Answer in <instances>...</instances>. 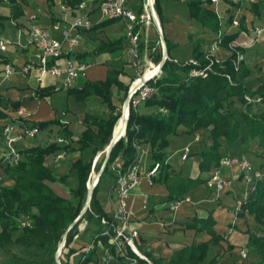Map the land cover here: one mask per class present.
Here are the masks:
<instances>
[{
	"label": "crops",
	"instance_id": "1",
	"mask_svg": "<svg viewBox=\"0 0 264 264\" xmlns=\"http://www.w3.org/2000/svg\"><path fill=\"white\" fill-rule=\"evenodd\" d=\"M18 0V3L2 2L0 4V37L6 31V24L16 32L11 40L24 39L27 29L31 25H45L54 20H63L64 18L74 17L76 13L61 10L60 3L68 0ZM191 0H158L159 22L161 24V32L165 39L167 38L172 47L168 51V56L171 60L179 62H189L195 57V45L200 50H211L212 43L218 35V32L211 31V27L200 23L192 17L188 2ZM200 1V0H196ZM206 1V4L211 9L218 12L221 19V29L219 31L225 35L238 31V35L230 42L229 47L219 44L212 51L214 56L220 59L230 57L235 48H239L244 52V67L248 68V75L244 77L243 83L247 87L257 90L260 86H264V0H257L255 4L249 0H219L216 3H211V0ZM143 0H130V8L141 10ZM92 17L95 22H101V13L96 8L93 9ZM21 13L18 18L19 26L14 22V18H9L13 13ZM4 15L7 19L1 18ZM233 18L239 19V24L233 23ZM113 28L107 32V29ZM23 28L24 32L19 34L18 29ZM105 31L101 39H95L96 30ZM125 26L121 20L111 22L105 27L92 28L85 31L81 36V40L73 53L92 52L100 40L119 39L124 37V46L114 51L100 52L87 56L84 60L75 58L87 64V68L80 73L76 82L73 84L77 87L81 86L86 80H106V75L112 69L120 72V78L125 84L133 85L136 79V68L131 63L132 53L129 50L130 41L125 35ZM114 33V35H110ZM108 34V35H107ZM140 50L141 60L145 69L157 66L160 64L161 58L164 55V49L161 46L162 38L159 34L156 22L150 21L141 27L140 32ZM39 58L37 47L24 46L19 47L16 44H10L7 50H0V153L5 148V138L2 136V130L5 123H11L17 118L22 117L30 123L32 121L39 122L43 120H52L58 118L64 125L53 123L46 128H41L34 136H26L23 140L20 139L17 144L21 149L31 145H40L54 142H60L67 145L68 138H72V143L68 149L63 147L58 148L53 154H48L44 163L50 166L56 173L57 177L62 174L68 175L65 181L59 178L56 181L49 180L51 189L66 198L74 197L71 191L77 185V177L75 176L72 162L82 156V151L78 149L79 143L76 141L81 137V133L88 126L98 129L97 124L85 119V116L90 115L97 119H107L111 114V109L104 102L103 98L98 94L89 96L85 101H76L73 94L67 92V86H63L61 77L54 75L43 76L41 82L36 80L37 73L31 72L28 75L20 73L6 76L3 64L7 61H15L19 65L27 62H36ZM84 73L85 75H83ZM83 75L84 78L80 76ZM81 78V79H80ZM54 85L57 88L51 96L35 97L33 94L38 87ZM119 90L116 84L111 87L112 103L118 99ZM61 94L62 98L56 103L52 102L55 94ZM126 93V92H125ZM249 96V95H248ZM258 98L259 96H250ZM21 100L22 105L17 110H13L11 101ZM143 105V104H142ZM123 107V106H122ZM141 112L149 113L156 109L155 106L146 107L143 105ZM119 120H117L116 125ZM123 120L115 125V131L119 130ZM65 129H64V128ZM118 127V128H117ZM70 137H67L63 131L67 130ZM199 132L201 138L195 140V133ZM63 138L65 141L60 140ZM212 137L209 135L207 128H197L190 133L187 126H178L177 133L169 135V141L164 149L165 158L168 160L169 168L158 172L152 181H149L144 172L149 169L153 161L152 146L141 142V146L145 149L141 155L140 179L138 184L132 189L129 202L130 225L140 232V249L142 253L147 254L150 259L156 260L158 264H190L185 262V253L192 247L205 241L208 242V249L205 252L203 264H249L252 261L261 259V255L256 250L248 249L249 235L251 231L257 228H264L256 220L255 214L245 211L238 214L235 211L237 196L245 190V184L241 177V170L237 164L232 166H223L221 171L223 176L230 178L231 184L226 187L217 197L215 191L208 185V176L211 173L212 167L205 172L199 169L201 160L200 154L205 151L212 142ZM221 147L222 155L229 154L252 156L257 165L262 164L264 157L259 153L264 149L259 145L258 139L249 140L248 144H243L240 141H234L229 144L225 139L222 140ZM190 144L191 152L182 159L181 154L184 146ZM101 152V151H100ZM100 152L93 158L96 162L100 156ZM84 153V152H83ZM90 151H85V156L88 157ZM90 156V155H89ZM192 158V160H191ZM118 163V162H117ZM2 159H0V178L4 183L13 185L15 179H12L4 170ZM166 172L169 176L166 178ZM90 174V173H89ZM111 175V174H110ZM92 176V174H91ZM98 176L96 174L93 177ZM92 179V178H91ZM90 179V180H91ZM104 177L100 180L102 184ZM117 177L111 175V181L107 187H101L98 184V200L103 205L108 214L114 207V190ZM225 197H233L232 201ZM182 199L179 208L173 209L171 203ZM229 200V202H225ZM226 208L227 212L232 213L236 219L231 220L218 218L216 209ZM209 212L213 213L215 222L213 228L218 235H223L220 241L211 240V234L205 229L191 228L187 223H192L195 216L207 217ZM233 218V219H234ZM84 231V230H83ZM88 232L90 234H86ZM85 236V237H84ZM89 239V240H87ZM92 233L91 231L79 232L70 246H74L77 250L70 255L69 260L72 264H79L80 257L91 246ZM102 248V249H101ZM101 249V250H100ZM100 250V252H99ZM247 253L243 255L242 251ZM99 253V254H98ZM111 255L109 248L100 244L96 254H93L92 260L86 264H103L107 257ZM213 260V261H212ZM181 261V262H180ZM183 261V262H182ZM152 262V260H151ZM153 263V262H152ZM110 264H148L145 261H132L130 256L123 258L119 262L115 256Z\"/></svg>",
	"mask_w": 264,
	"mask_h": 264
},
{
	"label": "trees",
	"instance_id": "2",
	"mask_svg": "<svg viewBox=\"0 0 264 264\" xmlns=\"http://www.w3.org/2000/svg\"><path fill=\"white\" fill-rule=\"evenodd\" d=\"M3 1L12 4L18 3V0H0V4ZM50 1L53 3L52 0ZM68 1L75 5L81 0ZM256 2L257 0L252 3L255 4ZM158 4V0H156L154 6L159 14ZM188 7L192 17L211 27V31L218 32L221 29L222 24L219 14L216 10L211 9L206 1L191 0L188 2ZM20 15L21 13L15 12L11 16L8 15V17L14 18L15 24L19 26L18 18ZM8 17L1 16L4 19ZM117 20L114 18L104 19L101 22L94 23L93 27L103 28L105 25ZM238 33V31H235L229 33V35H224L222 44L229 47V42L234 40ZM166 43V48L170 51L172 44L167 38ZM122 46H124V37L120 36L119 39L100 40L99 44L90 53L86 51L71 52L70 55L84 60L92 54L116 51ZM196 46L194 47V58L199 61L198 64L191 61L174 62L170 57H167L163 62L161 73L149 80L155 89L140 103L146 107L155 106V110L149 113L141 112L138 105H132L133 100L129 102L130 113L125 134L123 133V137L113 145L110 157L107 159L108 163L100 174V180L105 175L110 174L117 177L118 172H124L134 162L137 152L134 146L135 142H145L152 146V158L160 160L163 164L159 172L165 169L167 171L169 163L166 162L164 149L168 144L169 135L171 133L176 134L180 125L187 126L190 133L197 128H207L209 135L213 138L211 145L200 154L199 169L202 172L207 171L210 167L218 166L222 156L223 139L229 144H233L236 140L248 144L250 139L257 138L259 145L264 147V86H260L255 90L244 85L243 80L248 75L249 70L246 67L241 70L235 68L234 59L239 48H235L230 57L216 62L213 69L207 70L205 75H198L190 74L189 71L194 67L202 68L208 62L205 58L208 51L200 50ZM118 74H120L118 70L112 69L106 75V80H86L79 87L72 85L66 89L68 93L74 95L78 102L87 100L93 94H98L111 109V114L107 119H97L90 115L85 116V119L97 124L98 129L94 131L93 128L88 126L82 131L81 137L76 140L79 143L78 149L82 151V156L72 162V168H74V174L77 177V185L71 189L73 198H66L51 189L49 180L56 181L59 178L65 181L69 177L66 174L57 177L53 169L44 163L45 157L48 154H53L56 149L61 147L68 149L72 143V138L67 139V145L54 140V142L47 144L21 148L20 151L24 155L23 159L19 160L14 166L7 163L3 165L6 173L15 181L13 185H10L4 183L3 179L0 178V238L13 239L14 232L21 227L19 218L23 216L30 217L32 225L23 227L17 238L27 240L28 245L45 249L44 257H47V261H43V264H57L54 255L58 249V244L63 240L65 231L70 227L77 214L82 211L85 199H87L88 190L86 185L88 175L93 167V158L110 142L115 123L120 115L118 123L123 117V111L121 110L122 114L118 112V107L112 103L111 87L116 84L119 90L123 89L126 92L127 97L130 85L125 84L118 78ZM56 89L54 85L38 87L33 95L37 98L49 97ZM247 95H260L261 101H250L246 98ZM2 99L0 97V101ZM238 101L242 102L244 109L235 113L232 107ZM21 105V100L11 101L13 110L19 109ZM17 120L24 126H35L39 130L53 123L64 125L58 118H53L50 121H32L31 123L23 120L22 117L17 118ZM63 132L67 134V137L71 136L68 129ZM90 150L91 153L86 157L85 151ZM113 161L118 163L116 162L114 169H111L109 164ZM254 164L258 169L264 170V162L261 166ZM167 176H169V173L166 172V178ZM100 180L93 189V196L90 200L91 205L80 217L81 219L67 231L64 245L68 247V255L63 263L72 264L68 257L77 248L70 245L78 233L79 223L86 218L88 225L85 226L84 231H91L92 240L91 246L80 257L79 264H86L91 261L93 254H96L97 248L100 246L99 244L108 247L111 254L119 262H122V257L133 256L138 261H145L150 264L147 259L138 257L129 245L125 247V253L122 254V250L118 249L116 244L110 243V237L102 231L104 224L101 216L108 217V213L98 200ZM255 183L247 196L248 198L237 211L238 214L243 213L244 210L254 213L257 222L264 225V176ZM214 222L213 213L209 212L207 217L195 216L194 221L186 225L191 228L205 229L212 235L211 240L220 241V239H223L224 234L218 235L212 226ZM248 239V249L256 250L261 255L260 260L252 261L249 264H264V235L251 231ZM207 249L208 242L203 241L197 244L184 254V261L190 262V264H203ZM151 260L153 264H158L156 260Z\"/></svg>",
	"mask_w": 264,
	"mask_h": 264
},
{
	"label": "built area",
	"instance_id": "3",
	"mask_svg": "<svg viewBox=\"0 0 264 264\" xmlns=\"http://www.w3.org/2000/svg\"><path fill=\"white\" fill-rule=\"evenodd\" d=\"M156 0H143L141 4V10H135L130 8V0H81L75 5L69 1H62L60 3V9L63 11H69L76 13V15L71 18H64L63 20H54L49 26L45 25H31L25 29L26 35L22 40H5L0 37V50H7L10 44L19 45L23 48L24 46L37 47L39 51V58L36 62H27L19 65L15 61H7L3 64V69L7 77L14 73H20L21 75H28L29 73L36 72V80H42L43 76L54 75L62 78L63 86H72L77 77L82 71L87 68V64L80 60L74 58L70 55L74 51L81 40V35L83 31L91 30L96 23L92 17L93 9L96 8L101 13V20L114 18L119 19L124 23L125 35L129 38L130 46L129 50L132 53L131 63L136 68V79H142L143 75L148 72L151 68L145 69L142 63V58L140 55V50H138V45L140 44L139 32L141 27L146 23L153 21L154 17L157 16L156 8L154 7ZM219 0H211V3H216ZM254 2L255 0H249ZM218 13V12H217ZM14 22H16L14 20ZM233 23L239 24L238 18H233ZM19 34L22 35L24 32L23 28L18 29ZM223 43V34L218 31V35L215 42L212 43L211 50L206 54L207 63L202 67H194L189 71L190 74L205 75L207 70L213 69L216 62L221 61L217 56L212 54V51L217 48L219 44ZM163 42L161 43L162 46ZM230 45V42H229ZM228 45V46H229ZM163 47V46H162ZM244 52L240 49L237 50V56H235V68L239 67V64L244 59ZM193 63L198 64L195 58L189 60ZM159 66V64L157 65ZM155 66L152 67L154 69ZM161 70L155 72L148 76V81L142 80V83L135 90L134 95L131 100L132 105H137L142 100H145L149 94L155 89L153 85L150 84L149 80L154 76H158ZM230 78V76H229ZM134 84V83H133ZM248 100L251 99L250 96H246ZM257 98V100H259ZM39 129L35 126H24L18 120H14L11 123H5L2 136L5 138L6 146L0 153V158L3 164H9L10 166L16 165L19 160L23 159V152L20 151L17 142L20 139L26 138V136H34ZM201 134L199 132L195 133V140H199ZM60 140L65 141L63 138ZM134 146L137 149L136 156L134 157V162H132L124 172L117 173L116 184L113 186L114 190V207L110 214L107 216H101L103 226V232L108 234L110 237L109 242L116 244L117 248L122 250V254L125 253V247L129 245L136 253L138 257L147 259L150 264L151 259L142 253L140 249V232L139 230L129 227L130 225V213H129V202L132 189L138 184L140 179V169H141V155L145 152V149L141 146L140 142H135ZM191 147L190 144L184 146L183 152L181 154L182 159L190 154ZM168 160L166 159V162ZM237 164L239 170H241V177L245 184V190L237 196L235 211H237L243 204V202L248 198L247 196L255 186V182L262 179L264 176V170L258 169L256 165L246 156L224 154L221 156L218 166H214L211 169V173L205 181L206 185L210 186L217 197L222 193V191L232 185L230 178L224 177L219 171L221 166ZM163 164L160 160L153 159L149 169L144 172L145 176L149 181L158 175L159 170L162 169ZM182 199L179 201H174L171 203L173 209H178L181 204ZM21 227H30L32 225V220L28 216H23L19 218ZM64 245V244H63ZM243 255L246 256L247 253L243 250ZM132 261H136L137 258L130 256ZM113 259V255H109L107 260L103 264H110Z\"/></svg>",
	"mask_w": 264,
	"mask_h": 264
},
{
	"label": "rangeland",
	"instance_id": "4",
	"mask_svg": "<svg viewBox=\"0 0 264 264\" xmlns=\"http://www.w3.org/2000/svg\"><path fill=\"white\" fill-rule=\"evenodd\" d=\"M5 24H6V28L7 29H6L5 33L2 34L1 37H3L5 40H9L10 38H14V36H16V32L13 31L11 27H9V25H8L9 23H5ZM112 29L113 28L109 27L107 29V32L111 31ZM85 31H83V33ZM104 32L105 31H103L101 29L96 30L94 38L95 39H101L102 37H105L103 35ZM83 33H82V35H83ZM111 35L115 36L114 33H111L110 35H108V37L111 36ZM220 60L223 61V59H220ZM243 68H244V60L241 62V64H239V67L236 68V69L237 70H241ZM82 74L85 75L84 73H82ZM83 75H81L80 77L84 78ZM0 77H1V73H0ZM117 96H118V99H116V101H115L116 104L115 105L118 107V109H117L118 112H121V114H122V111H123V107L122 106L124 105L123 102L126 99V93L121 91V92L117 93ZM61 98H62V95L57 93V94L54 95V97L52 99V102L56 103ZM250 101L259 102L261 100L260 99L257 100V98L253 97V98L250 99ZM137 105L139 106L140 110H143L144 107H143V105L141 103H138ZM232 109L234 110L235 113H237L238 111L244 109V105L242 104V102L238 101V102H236L233 105ZM120 117H121V115H120ZM120 117H119V119H120ZM259 155L261 157H264V149H262V151L259 153ZM247 156H248L247 158H249L251 161H253L255 163V161H254L255 159L252 156H249V154ZM105 157H107V153L103 149V150H101L100 156L98 157L96 162L92 161L93 162V167H92V170L90 171V174L88 175L89 178H88L87 183L89 181L91 182L90 179L92 178V176L94 174L97 175L98 170L101 169V167H102V165L104 163L103 161H104ZM191 160H192V158H191ZM116 162L117 161L110 162L109 167L111 169H114V167L116 165ZM263 162H262V164H263ZM262 164H260V166ZM229 165H226V166H229ZM230 166H232V165H230ZM222 167L223 166L220 167L219 171L223 175V172L221 171ZM236 171H237V173L240 172L239 169H236ZM91 174H92V176H91ZM110 181H111V175H105L104 179L102 181V184H100V186L101 187H107V185L110 183ZM224 197L225 196H223L222 198H224ZM225 198L230 199L231 202L235 201V198L230 197V196L229 197H225ZM225 202H229V200H225ZM216 212H217L218 218H220L221 220H223V218H224L227 221L229 219V220H231V222H233L236 219V217L234 218L232 216V213L227 212V209L224 208V207L216 209ZM87 225H88V220L85 218V219L82 220L81 223H79V227H78L79 232H81V233L84 232L83 230H84L85 226H87ZM263 227H264V225H263ZM22 229H23V227H19V228L16 229V231L14 232L15 235H14L13 239L6 240L4 238L3 239L0 238V264H43V261H45L47 259L46 256L44 257L45 252H46L45 249L40 248L39 246L28 245V241L27 240L25 241V240H20V239L17 238V236L20 234ZM255 231L257 233H259V235H264V228H260L259 227L258 229L256 228ZM86 234H90V233L85 232V236H87ZM87 240H89V239H87ZM59 243H61V241ZM58 248H59V246H58ZM58 250L59 249H57L55 255H57ZM100 250H99V252H100ZM67 251H68V247L66 245H62V249H61L60 254H59V258H60V260H62V262L65 259H67V255H68ZM55 255H54V260H55ZM69 257H68V260H69Z\"/></svg>",
	"mask_w": 264,
	"mask_h": 264
},
{
	"label": "water",
	"instance_id": "5",
	"mask_svg": "<svg viewBox=\"0 0 264 264\" xmlns=\"http://www.w3.org/2000/svg\"><path fill=\"white\" fill-rule=\"evenodd\" d=\"M155 7V6H154ZM157 11V10H156ZM154 22H156V25L158 26V29H159V34L161 35V38H162V41H163V44H162V46H163V49H164V55H163V58H161V61L159 62L160 64H159V70H161V68H162V66H163V62H164V60H165V58H167V56H168V49L166 48V39H165V37H164V35L162 34V32H161V24H160V22H159V15H158V12H157V16L156 17H154V20H153ZM144 81H148V79H144ZM142 83V81L139 83V84H137V83H135L134 82V84L131 86V87H129V89H128V95H127V97H126V99H125V101L123 102V104L124 105H126L128 108H129V111H128V114L126 115V123L128 124V115H129V113H130V105H129V101H131V98H132V96L134 95V93H135V90L137 89V87H139L140 86V84ZM127 124H126V128H127ZM115 125H114V128L112 129V132H111V134H112V137H111V140H110V142L107 144V146L104 148V150H105V152L107 153V157H105V159H104V163H103V165H102V167H101V169L100 170H98V173H97V176H98V179H97V182L95 183V184H93V185H91L90 184V181L87 183V190H88V193H87V199H85V202H84V207H83V209H82V211L80 212V213H78L77 214V216L75 217V219H74V221L71 223V225H70V227H68V229H67V231L71 228V226H73L79 219H81L80 217L83 215V213L87 210V208L91 205L90 204V200L92 199V196H93V192H94V188H95V186L97 185V183L99 182V180H100V174H101V172L104 170V168H105V166L107 165V163H108V161H107V159H108V157H110V153H111V150H112V147H113V145L115 144V143H117V141H119L122 137H123V135L125 134L124 132H125V128H124V134L123 135H120L119 133H116L115 132ZM67 231H65L66 233H65V235H64V238H63V241H61V243H59L58 244V246H59V250H58V252H57V255H55V260H56V262H57V264H64L63 262H62V260H60V258H59V254H60V251H61V249H62V245L64 244V242L66 241V236H67Z\"/></svg>",
	"mask_w": 264,
	"mask_h": 264
},
{
	"label": "bare ground",
	"instance_id": "6",
	"mask_svg": "<svg viewBox=\"0 0 264 264\" xmlns=\"http://www.w3.org/2000/svg\"><path fill=\"white\" fill-rule=\"evenodd\" d=\"M158 71H159V66H156L154 69L148 70V72L145 73L142 76L143 77L142 79L137 78V79L134 80V82L137 83V84H139L142 80L147 79L149 75H151V74H153L155 72H158ZM128 111H129V108L126 105H123V117L121 119V121L123 120V122H121L120 127H119V130L117 131V133H119L120 135L123 134L124 128H126V124L127 123H126V119L125 118H126V115L128 114ZM115 125H116V123H115ZM97 179L98 178H96V176H94V177L92 176V179H91L90 184L91 185L95 184L97 182Z\"/></svg>",
	"mask_w": 264,
	"mask_h": 264
}]
</instances>
